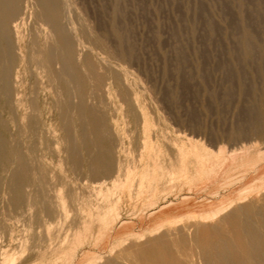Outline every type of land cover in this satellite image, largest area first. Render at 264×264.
Instances as JSON below:
<instances>
[{
    "label": "rangeland",
    "instance_id": "obj_1",
    "mask_svg": "<svg viewBox=\"0 0 264 264\" xmlns=\"http://www.w3.org/2000/svg\"><path fill=\"white\" fill-rule=\"evenodd\" d=\"M69 3V16L62 21L76 31L79 49L98 72H86L85 106L89 111L82 120L88 126L96 116L107 128L114 171L110 178L90 173L87 161L96 148L88 145L85 149L78 143V99L69 95L65 76L37 58L39 52L49 50L55 37L40 17V21L36 19L40 10L30 3L26 17H31L25 18L20 30L27 58H18L14 64L11 98L0 96V137L6 156L14 151L27 160L31 179L37 172L45 177L50 199L48 204L28 210L26 196L23 208L14 207L8 187L17 166L14 157L9 156L8 161L3 157L0 262L6 253L7 264L11 258L14 264H85L88 256H108L123 221L124 234L141 233L152 228L163 213L186 215L189 208L182 206L184 195L196 204L192 211L199 213L201 204L213 200L211 183L215 180L221 194L227 195L264 178V155L258 156L264 152V0ZM17 98L20 105H16ZM65 124L72 130L68 134ZM67 136L83 153L75 170L66 161L72 147ZM192 146L215 153L222 148L227 156L235 152L237 157L233 163L228 160L210 180L205 176L200 180L192 177L197 165L191 159ZM181 148L186 151L184 170L190 173L180 169L183 174H169ZM156 163L166 167L167 175L160 180L158 172L156 181L143 179V169ZM118 166L133 173L125 185ZM257 166L260 172L254 173ZM225 170L229 172L225 174ZM112 181L121 184L114 187ZM27 190L29 194L32 188ZM99 192L108 195L107 199ZM56 195L64 199V213L55 206ZM248 197L260 200L258 192ZM171 200L173 206L162 211ZM104 207L111 208L110 223L117 224L113 235L104 229L101 234L103 222L97 212L107 209ZM85 219L92 222L91 230L80 228ZM62 243L65 247L57 252ZM124 247H117L116 254ZM105 258L93 263L102 264Z\"/></svg>",
    "mask_w": 264,
    "mask_h": 264
},
{
    "label": "bare ground",
    "instance_id": "obj_2",
    "mask_svg": "<svg viewBox=\"0 0 264 264\" xmlns=\"http://www.w3.org/2000/svg\"><path fill=\"white\" fill-rule=\"evenodd\" d=\"M30 3L40 10L38 11L39 13L35 14L36 19L40 17L43 20L42 22H44L53 33L48 31L49 33L47 34L50 35L51 33V35L55 37L54 44L49 50L46 52H39L40 55H38L37 58H40V62L51 71L56 70L58 74L61 73L65 76L64 84L66 85V89L71 91L69 95L72 93L78 99L76 109L79 116H81L78 119V143L85 146V149L89 148L88 145H93L94 148H96L87 161L89 171L96 177L110 178L114 171L112 137L109 135L107 128L102 125L103 122L97 119L96 116L92 118L88 126L84 124L87 122L82 120V116L89 111L87 110L88 108H86L87 105L85 106V84L88 79L86 75H89L86 72L89 71L93 74L98 72L87 62L88 60L86 61L87 55L79 49V40H76L75 37L77 36L75 33L76 31L73 30L72 26H68L69 23L66 25L62 21L63 18H68L72 7L69 0H0V96L5 99L11 98L14 64L18 58L24 57L20 30L23 21L26 20L25 18L31 17H26ZM38 20L40 21V19ZM39 65L38 63V66ZM91 95L93 94L91 93ZM15 101L16 105L21 104L18 98ZM89 114L92 113L89 112ZM65 128L68 134L70 125L65 124ZM68 140L69 143L72 144V147L68 143L71 150L67 152L66 161L71 165V168L75 170L81 165L83 153L81 147H78L75 141H72V138L70 139L67 136L66 141L68 142ZM191 148L195 149L191 151L192 154L190 153V155H192L191 159L194 157L197 164L193 170L194 174H192V177H199L198 179L200 180L205 178L210 180L214 176L213 174L225 167L228 160H231L233 163L237 157L235 152L229 153L230 155L228 154L227 156V151L225 152L222 148H219L216 153L207 151L206 149L198 150L196 146H192ZM178 152L179 158L177 159V163L175 164L172 162V166L170 165L171 169L168 170L169 174H173V172L179 173L180 169H182L181 171L190 173L185 171L188 169L184 170L186 166L184 167L183 165V163H185L184 154H186V151L181 148ZM4 153V141L0 137V162L3 160V157L8 161L9 156H12L15 158L17 166L16 169L12 170L8 187L11 204L17 208H23L26 203V196L29 197L27 205L28 210L37 204H48L50 199V186L45 177L41 174L39 175L37 172L33 174L34 179H31L27 160L21 154L11 151L6 156ZM246 153H248V151H246ZM263 155L264 152L258 153L259 157ZM187 160L190 161V159ZM118 167V173H123L125 177L123 181L125 185L132 177L131 174L133 173H131L129 169ZM188 167H190V165ZM158 169L162 171L160 172ZM164 170H166V167L164 168L163 165L158 163L152 166L148 165L143 169L142 178L156 181L158 177H160L161 180L164 175H167L164 173ZM158 172L159 176L157 177ZM227 172H229V170L224 173L226 174ZM259 172V167H255L254 173ZM180 173L183 174V172ZM184 175L187 176V174ZM203 176H205V178H202ZM228 179H230V177ZM118 182L112 181L114 187H119L116 184ZM123 184L122 186H124ZM211 184L215 187V191L211 194L213 200L201 204L203 210L199 213L192 211V208L194 205L196 206V204L188 201L187 195H184L182 198V206L184 208H189L186 215L163 213L162 216L154 221L152 228L141 233L124 234L126 229L123 221L120 226L118 225L120 230L115 238L116 244H114V246L112 245V248L109 249L110 251L108 250V256H104L106 258L102 264H264V178L255 179L249 187L237 194L229 193L227 195H222L219 190L220 185L218 180L213 181ZM232 184L234 183L232 182ZM101 187L102 185L100 189ZM27 188H32L29 194H27ZM108 190L109 189H107V191ZM151 190L154 189L152 188ZM252 192H258L260 195V202L250 200L248 196ZM101 193L105 194L103 191ZM107 196L108 195H102L105 199H107ZM167 202L168 204L162 207V211L173 206V200ZM55 206L59 213H64L65 202L60 195H56ZM114 206L117 205L113 204V207ZM99 209V211L96 210L98 211L97 218L103 222V227L100 229L101 234L109 232L113 235L117 228V224L110 223L113 222L110 220V215H113L111 208H107L108 210L105 209L103 211L101 208ZM113 212L116 211L114 210ZM119 220H121V218ZM92 225V222L85 219L81 222L80 228H84V230L87 231L91 230ZM164 231L166 232L163 233ZM75 234L80 236V232H76ZM89 238L90 237H88V239ZM92 244H94V242H92ZM124 245V248H118L119 252L116 254L117 247ZM63 247H65V243H62L56 251L60 252ZM66 250L67 249H65V251ZM3 255V259L7 264L8 261L5 259V257H7L5 256L6 253ZM114 255L115 257H113ZM101 256L102 255H99L96 258L88 256L84 260V263L94 264V260L104 258ZM11 257L12 256H10V258ZM4 260L2 262H4ZM10 260V264H14V259L11 258ZM98 262L99 261L96 263Z\"/></svg>",
    "mask_w": 264,
    "mask_h": 264
}]
</instances>
